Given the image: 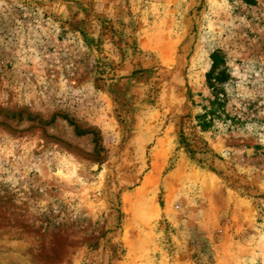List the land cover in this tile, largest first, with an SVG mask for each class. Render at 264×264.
Segmentation results:
<instances>
[{"label":"rangeland","instance_id":"1","mask_svg":"<svg viewBox=\"0 0 264 264\" xmlns=\"http://www.w3.org/2000/svg\"><path fill=\"white\" fill-rule=\"evenodd\" d=\"M247 1L0 0V264H264ZM216 50L228 118L202 133Z\"/></svg>","mask_w":264,"mask_h":264},{"label":"trees","instance_id":"2","mask_svg":"<svg viewBox=\"0 0 264 264\" xmlns=\"http://www.w3.org/2000/svg\"><path fill=\"white\" fill-rule=\"evenodd\" d=\"M247 2H252V0ZM210 60L211 66L206 74V84L211 91V98L207 100V105L202 106V112L194 117L198 129L202 133L210 131L214 127L216 120L225 121L226 118H228L225 112V100L222 89V85H224L229 78L225 66V58L219 50H216L210 54ZM77 134L81 135L82 132L78 131ZM180 144L189 148V144L184 137H181ZM189 153L193 154L194 152L189 149Z\"/></svg>","mask_w":264,"mask_h":264},{"label":"bare ground","instance_id":"3","mask_svg":"<svg viewBox=\"0 0 264 264\" xmlns=\"http://www.w3.org/2000/svg\"><path fill=\"white\" fill-rule=\"evenodd\" d=\"M59 174H60V172H59Z\"/></svg>","mask_w":264,"mask_h":264}]
</instances>
